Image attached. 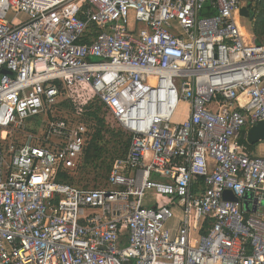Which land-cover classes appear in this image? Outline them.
Listing matches in <instances>:
<instances>
[{
	"label": "built area",
	"instance_id": "2783aa9c",
	"mask_svg": "<svg viewBox=\"0 0 264 264\" xmlns=\"http://www.w3.org/2000/svg\"><path fill=\"white\" fill-rule=\"evenodd\" d=\"M258 1L0 0V264H264V156L240 141L264 121ZM67 82L131 136L106 187L58 179L86 124L13 137Z\"/></svg>",
	"mask_w": 264,
	"mask_h": 264
},
{
	"label": "trees",
	"instance_id": "16d2710c",
	"mask_svg": "<svg viewBox=\"0 0 264 264\" xmlns=\"http://www.w3.org/2000/svg\"><path fill=\"white\" fill-rule=\"evenodd\" d=\"M249 25L255 36V41L258 44L264 43V0H259L254 4V15L249 19ZM65 87L67 89L63 90L62 96L67 95L68 97H62L63 101L59 100L56 108L49 111L48 115L35 117L34 126L46 124L54 116L76 120L86 124L89 132L82 154L84 163L88 166H94L100 161L105 162L106 156H110V153L116 152L112 156V162L106 166L107 171L110 172L115 158H120L127 154L130 148L131 136L121 127L113 136L108 137L109 133H111L106 119L108 109L101 103L97 96L94 95L100 104L94 105V101L86 98V93L85 97L80 94V90L90 91L88 84L67 82ZM63 108L68 109L77 118L67 114L64 115ZM241 142H244L243 138ZM73 172V170L63 171L59 174L58 179L73 185Z\"/></svg>",
	"mask_w": 264,
	"mask_h": 264
},
{
	"label": "rangeland",
	"instance_id": "374dc122",
	"mask_svg": "<svg viewBox=\"0 0 264 264\" xmlns=\"http://www.w3.org/2000/svg\"><path fill=\"white\" fill-rule=\"evenodd\" d=\"M242 23L243 25L246 26V23H248L247 26L249 25V19L242 17ZM96 60V59H93ZM66 89V88H65ZM85 93L87 94L86 98L90 101H94V105L100 104L96 97H94V94L92 93V91H84V90H80V94L85 97ZM62 97H68L67 95H63L61 97H59L60 101L62 100ZM64 109V110H63ZM62 111L64 113V115H69V116H76L71 114L68 109L63 108ZM179 116H181L180 118L177 119V121H182L184 119V117L179 114ZM77 118V117H75ZM35 119V118H34ZM34 119L28 120L26 121V131L24 132V129L21 130H15L14 131V136L13 137H17V139H19V141H24L26 140V136L25 133H27L28 131L31 132H35L37 130V132H41L42 129L45 127V124L40 125V126H34ZM79 119V117H78ZM106 119L108 122V128L111 131V133H109V138L111 136H113V134L119 130L121 128V126L119 125V123L112 117V115L109 113V111L106 113ZM40 135V134H38ZM116 152L114 153H110V156H106L105 162L100 161L98 162L96 165L94 166H88L84 163V159H83V155L81 156L79 162H78V169H73V175H74V180L72 181V184L78 188H82V189H92V188H102V187H106V181H107V177L109 175L110 172L107 171V164L111 163L112 161V156L115 155ZM117 158H115L116 160ZM114 163V162H113ZM76 170V171H75ZM149 201H154L153 197H149Z\"/></svg>",
	"mask_w": 264,
	"mask_h": 264
},
{
	"label": "water",
	"instance_id": "95a60500",
	"mask_svg": "<svg viewBox=\"0 0 264 264\" xmlns=\"http://www.w3.org/2000/svg\"><path fill=\"white\" fill-rule=\"evenodd\" d=\"M240 14L242 17L251 19L254 15V5L249 3L248 5L242 7L240 10ZM247 139L251 145H256L260 141L264 140V121L259 122L249 130ZM225 198L230 200H237V198L230 191L225 192ZM245 205L246 207H248L247 202L245 203Z\"/></svg>",
	"mask_w": 264,
	"mask_h": 264
},
{
	"label": "crops",
	"instance_id": "0c3cea01",
	"mask_svg": "<svg viewBox=\"0 0 264 264\" xmlns=\"http://www.w3.org/2000/svg\"><path fill=\"white\" fill-rule=\"evenodd\" d=\"M244 18H245V17H244ZM247 25H248V23H246V28H247L249 34H251V35L254 36L252 30L250 29V26H247ZM242 138H243V140H244V142H242V143H247V145H248V147H249L250 150H252V151H254V152H257V153H259L260 155H263V156H264V143L259 142V143H257V144L254 145V146H250L251 144L248 142V139H247V138H248V134H247V135H246V134H243V136H241V139H242ZM241 139H240V141H241Z\"/></svg>",
	"mask_w": 264,
	"mask_h": 264
}]
</instances>
